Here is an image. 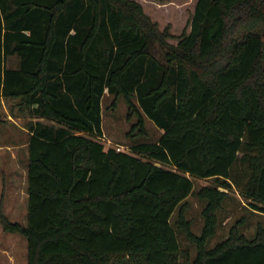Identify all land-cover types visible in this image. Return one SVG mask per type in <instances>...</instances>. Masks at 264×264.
I'll list each match as a JSON object with an SVG mask.
<instances>
[{
    "label": "trees",
    "instance_id": "obj_1",
    "mask_svg": "<svg viewBox=\"0 0 264 264\" xmlns=\"http://www.w3.org/2000/svg\"><path fill=\"white\" fill-rule=\"evenodd\" d=\"M174 38L133 0H0V98L27 120L26 224H0L26 264H264L246 216L208 247L234 188L264 215V0H197ZM106 95L135 119L127 152L100 142Z\"/></svg>",
    "mask_w": 264,
    "mask_h": 264
},
{
    "label": "rangeland",
    "instance_id": "obj_2",
    "mask_svg": "<svg viewBox=\"0 0 264 264\" xmlns=\"http://www.w3.org/2000/svg\"><path fill=\"white\" fill-rule=\"evenodd\" d=\"M142 4L144 12L158 24L162 30L170 26V33L176 38L185 31H189L191 13L194 11L196 0H133ZM170 40L169 43L176 44L177 41ZM112 98L107 95L102 100V129L103 138L101 143L104 149L119 147L121 151L127 152L129 144L126 134L135 119H127L126 105L119 98L114 110L110 109ZM15 101L0 98V209L11 222L26 224V142L25 131L26 119L16 112L14 116L10 113ZM146 140L157 141L161 135L149 120H145ZM187 177H189L187 175ZM193 191L200 187L211 184L212 180L197 179L190 177ZM186 202L188 204L187 218L192 221V231L200 233L202 227L201 210L203 203L194 195H190ZM246 216L248 224L243 228L246 236L250 237L256 224L264 225V215L249 210L248 202L244 201L237 188L228 192L222 210L218 212L219 225L216 235L210 240L208 247L227 237L229 228L233 223ZM174 216L171 219L173 225ZM175 229V227L173 226ZM180 248L189 250L192 256L195 249L181 236L177 235ZM26 241L14 234L3 231L0 224V264H26Z\"/></svg>",
    "mask_w": 264,
    "mask_h": 264
},
{
    "label": "crops",
    "instance_id": "obj_3",
    "mask_svg": "<svg viewBox=\"0 0 264 264\" xmlns=\"http://www.w3.org/2000/svg\"><path fill=\"white\" fill-rule=\"evenodd\" d=\"M197 1V0H196ZM142 5V4H141ZM195 6V5H194ZM194 9V8H193ZM191 14H193V11H192V13Z\"/></svg>",
    "mask_w": 264,
    "mask_h": 264
},
{
    "label": "built area",
    "instance_id": "obj_4",
    "mask_svg": "<svg viewBox=\"0 0 264 264\" xmlns=\"http://www.w3.org/2000/svg\"><path fill=\"white\" fill-rule=\"evenodd\" d=\"M103 138V137H102Z\"/></svg>",
    "mask_w": 264,
    "mask_h": 264
}]
</instances>
